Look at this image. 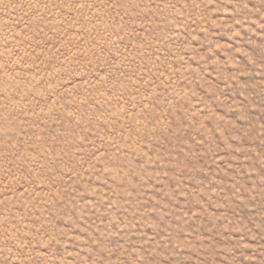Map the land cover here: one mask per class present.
Here are the masks:
<instances>
[{"label":"rangeland","instance_id":"rangeland-1","mask_svg":"<svg viewBox=\"0 0 264 264\" xmlns=\"http://www.w3.org/2000/svg\"><path fill=\"white\" fill-rule=\"evenodd\" d=\"M0 264H264V0H0Z\"/></svg>","mask_w":264,"mask_h":264}]
</instances>
